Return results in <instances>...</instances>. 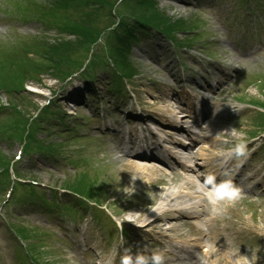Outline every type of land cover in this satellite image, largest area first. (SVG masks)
I'll return each mask as SVG.
<instances>
[{
	"label": "rangeland",
	"instance_id": "rangeland-1",
	"mask_svg": "<svg viewBox=\"0 0 264 264\" xmlns=\"http://www.w3.org/2000/svg\"><path fill=\"white\" fill-rule=\"evenodd\" d=\"M97 2L100 9L95 8ZM46 7L66 16L65 27L61 16L44 18L41 10ZM121 21L131 30L135 23L139 29L150 25L146 23L157 24L173 39L145 27L136 31L140 33L136 42L125 41L121 30H126L117 25ZM95 37L101 42L98 48L93 45L94 64L87 74H97L90 84L99 94L85 97L84 81L77 74L64 78L78 69ZM45 44L69 54L65 63L57 64L59 69L47 70L51 64L39 55ZM110 61L128 78L123 82L128 91L123 98L113 90L118 75L112 65L107 67ZM208 84L213 87L207 88ZM198 85L211 94L205 96ZM133 96L142 104L136 107L167 137L172 128L161 124L167 116L190 121L194 116L189 106L193 111L197 106L207 110L201 140L187 154L204 157L198 161L204 169L209 163L217 169L209 158L216 160L238 145L257 146L245 155L253 151L241 167L251 178H241L240 185H260L244 192L233 187L235 192L228 189L223 197L211 198L208 191L197 189L201 170L192 175L193 186L183 170L174 168L167 175L132 160L119 145L133 130ZM160 97L170 99V104ZM50 98L49 110L37 123L38 108ZM120 104L125 106L119 114L116 105ZM76 123L84 127L81 138L74 140L68 125ZM252 133L259 137L252 140ZM24 138L29 153L14 160ZM67 138L71 142H65ZM237 157L236 161H243V156ZM10 160L13 178L21 174L46 185H37L42 191L69 187L101 202L102 208L112 206L108 216L118 232L109 241L94 227L92 214L75 223L62 216L61 205L67 200L62 191L56 199L60 207L53 210L39 202L5 210L1 202L9 184L4 187L1 179L0 264H18L17 242L5 218L26 233L30 251L33 246L51 264L112 263L125 243L119 234L122 227L129 230L130 247L140 244L162 253L163 264H264V239L251 234L264 226V0H0V174L4 179ZM169 200L191 208L180 211L184 220L175 226L174 240L155 235L163 248L149 242L145 235L149 234L134 224L142 225L162 211L166 216ZM126 218L128 223L122 221ZM195 237H203L206 247L197 249ZM149 250L145 253L150 258L154 252Z\"/></svg>",
	"mask_w": 264,
	"mask_h": 264
},
{
	"label": "trees",
	"instance_id": "trees-1",
	"mask_svg": "<svg viewBox=\"0 0 264 264\" xmlns=\"http://www.w3.org/2000/svg\"><path fill=\"white\" fill-rule=\"evenodd\" d=\"M56 4H58V2L56 1L55 2ZM98 3H101V2H97V4L95 5V8L96 9H100L101 8V6H99L98 5ZM54 6V5H53ZM42 9V8H41ZM41 13L43 14V16H44V18H46V17H49V18H51V17H53L54 19H57L58 18V16H61L62 18H64L63 20H62V23H63V27H65L64 26V24H65V22L68 20V19H66L65 17L66 16H64V15H58L57 14V10H55V9H51V8H47L46 7V9L45 10H41ZM55 17H54V16ZM45 24H50L49 22H44ZM74 25V23L72 22L71 23V25ZM146 24H150V25H152V26H155V27H158V26H156L157 24H154V23H146ZM154 24V25H153ZM54 25V24H53ZM121 28H124L126 31H124V30H121L122 31V33H125V39H126V36L127 37H131V36H133V35H135L134 34V29H137L138 28V24L137 23H135L134 24V26H133V30H131L132 28H129V27H127L126 28V26L124 25V23L121 21V22H119V24H118ZM73 27H75L76 29H77V27H78V25H77V23L73 26ZM158 28H160V27H158ZM79 29V28H78ZM162 29V28H161ZM163 30V29H162ZM163 31H165V30H163ZM166 32V31H165ZM167 33V32H166ZM167 34H169V33H167ZM96 39H97V37H95ZM123 38V37H122ZM95 39V40H96ZM94 40V41H95ZM51 46H48V44H45V49H43V50H40V54L39 55H41L42 57H43V59H45L46 61H48L50 64H51V66H49V67H47V70H49L52 66H55L56 67V69H59V65H62L63 63H65L66 61H67V59H68V53H66V52H60L58 49H55V47H53L52 48V44H50ZM50 47H51V49H50ZM57 64H59V65H57ZM125 76V75H124ZM95 196V195H94ZM95 197H97V196H95Z\"/></svg>",
	"mask_w": 264,
	"mask_h": 264
},
{
	"label": "bare ground",
	"instance_id": "bare-ground-1",
	"mask_svg": "<svg viewBox=\"0 0 264 264\" xmlns=\"http://www.w3.org/2000/svg\"><path fill=\"white\" fill-rule=\"evenodd\" d=\"M160 99L166 104H170V99L169 100H167L166 98H162V97H160ZM163 122L166 124V125H169V126H171L172 127V129L173 130H175V131H177L178 133H182V128L180 127V125L179 124H177V123H175V122H173L172 121V119H167V120H163ZM175 144L177 145V147H176V149H175V152H184V145H182L180 142H175ZM197 159H199L198 157H196V156H192V158H191V160L192 161H194V162H197ZM198 165V164H197ZM188 167H191V169H190V171L188 170L187 172L188 173H190V172H193V173H196L197 172V167H195V165H187ZM137 168L139 167V168H142L141 166H136ZM138 168V169H139ZM187 176L188 177H191V179H190V181H191V183L193 184V186H196V184L193 182V177H192V175L191 174H187ZM194 176V175H193ZM188 182H189V180H188ZM201 182H205L206 184L207 183H210V181H207V180H204V178H203V180L201 181L200 180V183L199 184H197L198 186H197V189L198 190H202V189H204L203 188V185H202V183ZM188 184H190V183H188ZM216 185H221V183L220 182H216L215 183ZM191 185V184H190ZM181 195V194H180ZM173 198H171V200H172ZM171 200H169V201H171ZM178 209V208H177ZM171 212V211H170Z\"/></svg>",
	"mask_w": 264,
	"mask_h": 264
},
{
	"label": "clouds",
	"instance_id": "clouds-1",
	"mask_svg": "<svg viewBox=\"0 0 264 264\" xmlns=\"http://www.w3.org/2000/svg\"><path fill=\"white\" fill-rule=\"evenodd\" d=\"M243 146L238 145L236 148V153L239 155L242 152ZM163 255L159 252H154L151 257H146L143 255H138L135 258V264H163ZM122 264H131L130 258H123Z\"/></svg>",
	"mask_w": 264,
	"mask_h": 264
}]
</instances>
